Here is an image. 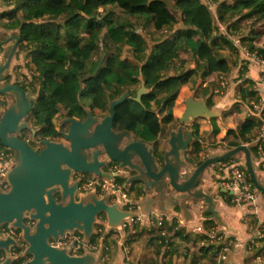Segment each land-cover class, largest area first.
<instances>
[{
	"label": "trees",
	"instance_id": "16d2710c",
	"mask_svg": "<svg viewBox=\"0 0 264 264\" xmlns=\"http://www.w3.org/2000/svg\"><path fill=\"white\" fill-rule=\"evenodd\" d=\"M17 1V9L1 17L5 29L17 33L20 51L26 47L41 80L42 102H33L30 116L36 137L50 141L60 136V112L64 119L84 120L87 111L104 117L111 102L128 92L115 107L113 131L156 143L165 126L174 127L172 108L187 82L185 75H162L157 68L187 53L203 65L204 76L228 74L231 66L221 51L238 49L227 36L235 34L245 17L257 15L264 21V0ZM177 13L181 28L176 36L150 42L149 32L169 33L176 27ZM217 23L228 35L218 31ZM123 46L131 50L129 57L122 55ZM140 77L149 91L136 101ZM192 128L197 139L198 125ZM245 131L244 126L241 133ZM218 132L213 126V133Z\"/></svg>",
	"mask_w": 264,
	"mask_h": 264
},
{
	"label": "water",
	"instance_id": "95a60500",
	"mask_svg": "<svg viewBox=\"0 0 264 264\" xmlns=\"http://www.w3.org/2000/svg\"><path fill=\"white\" fill-rule=\"evenodd\" d=\"M9 41H13V45L0 63V82L9 76L8 68L19 43V39L12 36L6 40L0 39V45ZM140 80L136 101H140V97L149 91L142 77ZM10 92L15 93L11 99L12 105L3 112L0 110V143L15 152L16 165L8 172L10 188L0 192V227L10 224L22 231V237L27 243L24 254L29 257L25 264H96L93 254L70 256L66 249L50 247L48 239H57L67 231H79L88 240L101 213L106 214L107 227L117 229L129 217L144 216L149 212L170 214L164 209L163 204L167 203L171 206L179 205L181 218L190 221L192 216L187 209V202L203 201L207 206L205 211L211 213L222 228L224 224L215 210L216 202H213L212 195L205 194L198 187L212 166L229 161L240 153L244 155L246 169L254 187L264 197V186L256 177L253 155L247 146L210 156L188 174V162L183 155L188 151L192 135L189 132L184 138L183 128L172 132L161 162L148 143L134 139L127 131L114 132L115 107L129 96L128 92L111 102L107 116L94 117L87 111L84 120L65 118L63 124L68 127L61 135L67 144L40 140L42 148L37 150L17 137L19 133L28 130L32 138H35L36 131L24 120L30 114L31 101L36 100V96L13 83L0 85V95ZM196 116L209 118L212 113L202 101L195 102L191 98L186 101V110L179 123H188ZM111 162L132 174L122 184L124 188L140 185L144 193L153 190L156 196L145 199L138 210L130 212L121 210L120 202L108 204V192L102 198H97L93 193L83 194L78 191L79 180L75 176L111 178V174L105 170ZM167 189L183 196L173 199ZM155 204L163 207V210L155 209ZM26 220L34 224L26 225ZM13 245L15 242L11 237L0 235V252H8ZM10 263V256L0 262Z\"/></svg>",
	"mask_w": 264,
	"mask_h": 264
},
{
	"label": "crops",
	"instance_id": "0c3cea01",
	"mask_svg": "<svg viewBox=\"0 0 264 264\" xmlns=\"http://www.w3.org/2000/svg\"><path fill=\"white\" fill-rule=\"evenodd\" d=\"M17 3V0H0L1 39L17 36L15 31H8L5 29L4 25L6 21L1 17L3 14L15 11L17 9ZM176 16L178 23L173 30L169 31V33L166 31L162 33L152 31L154 33L153 37L161 36L162 39L169 35L173 37L174 32L181 28L179 14L177 13ZM236 26L235 33L240 34L241 38L244 39L242 42L243 45L247 46L250 50H256L264 55V21L256 15L241 19ZM217 27L219 26L217 25ZM147 36L150 37L151 35ZM217 37L219 38V36ZM11 45L12 41L8 42L6 45L4 44L2 51L0 50V63L3 57L6 56L7 50ZM221 54L231 66V70L228 74H211L204 76L203 65L198 62L196 58L187 53H179L178 61L170 65L162 63L157 68L162 75H171L175 73L178 75H185L187 76V82L180 89L172 108L173 117L176 120L174 127L171 125L165 126L157 142L149 145L155 157L161 162L162 156H160V153H157L158 151L156 149L164 152L172 132L177 131L179 128H183L184 138H186L190 132L192 135V139L188 145V152L190 151V155L188 152L183 155L187 160L186 162H188V174L193 172L200 163L210 156L222 155L236 147L247 146L253 155L252 164L256 177L259 183L264 186V170H261L256 163L255 149L252 145L253 139L257 134L259 117L253 110L251 104L258 96L253 87L259 78L260 68L258 64L245 59L239 50L233 51L225 49L221 51ZM23 55L24 52L22 51L18 52L16 55L14 54L11 65L8 68L9 76L6 80L0 82V85L6 81L13 84L20 82L17 75L20 69L16 68H23V64H30L28 59L23 58ZM130 55L131 53L126 57ZM188 56L191 57V59H188ZM183 60L185 62L183 63L184 65L181 66ZM31 67L34 69L30 64L29 68ZM25 73L27 72L25 71ZM221 77L226 81V85L222 94H218L216 91L220 89ZM191 98L195 102L202 101L209 112L212 113V116L209 118L196 116L188 123L180 124L179 119L186 110V101ZM0 102V110L3 112L5 110H3V102H7V99L3 95H0ZM38 102L41 101L39 100ZM10 104H12V102ZM164 115L165 114H163V116ZM195 124L198 125L197 139H194L192 131V127ZM213 126L219 129L218 133H213ZM244 126L246 131L245 133H241ZM133 138L136 139L134 136ZM231 160H238L242 167L246 169L245 158L242 160L234 157ZM226 163L227 161L225 164ZM223 164L224 163L215 165L214 167L212 166L198 187L202 188L205 194L212 195L213 202H216L215 210L224 224L222 228L219 226L218 222L213 219L212 214L205 211L207 206L203 201L194 202L189 200L187 202V209L192 216V220L190 221H185L181 218L180 214L182 210L179 205L171 206L166 203L163 204L164 209L168 210L170 213L166 215L173 219L165 223L167 230L172 233L168 249L164 247L162 238L155 229L146 222H137L124 232L130 249L129 259H125L121 245V237L111 233L105 241V245L109 247L108 257L105 261H102L99 252L93 254L96 259V264H264V246L251 250H244L242 248L233 249L228 253L226 260L221 262L218 260V246L216 244L210 243L207 237L191 234L178 227L177 221L179 219L184 220L192 226L201 225L205 229H209L216 225L224 231L230 239L236 238L239 241H245L252 234V228H249L248 224L242 220V217L246 214L255 212L256 215L253 220V227L257 226L264 229L263 195L258 191L259 193L254 207H249L244 204H232L230 192H227L220 186L221 180L226 179L228 176V169H225L226 167L224 168ZM130 191L133 194L131 198L137 210L140 208V203L142 201L145 199H152L156 196L153 190L144 193L140 185L133 186L130 188ZM167 192L173 199L183 196L170 189ZM154 208L163 210V207H160L158 204H155ZM121 210L125 209L121 206ZM153 213L156 214V212H149L150 215H154ZM210 220L214 223L211 224ZM105 225L106 228L110 229L107 227V218ZM118 229L119 228H117V230ZM85 254L92 253H84L80 256H84Z\"/></svg>",
	"mask_w": 264,
	"mask_h": 264
},
{
	"label": "built area",
	"instance_id": "2783aa9c",
	"mask_svg": "<svg viewBox=\"0 0 264 264\" xmlns=\"http://www.w3.org/2000/svg\"><path fill=\"white\" fill-rule=\"evenodd\" d=\"M218 28L220 33L227 34L223 26L219 25ZM227 37L233 42L245 59L253 61L258 64L260 68L259 78L253 87L258 96L251 104L253 110L259 117L258 130L253 139L252 145L255 149L256 163L261 170H264V55L256 50H250L247 46L243 45L239 38L234 37L233 35H228ZM220 82V89L216 91L218 94H222L226 85V81L223 77H221ZM11 159L14 160V155L10 152H5L4 149L0 148V187L2 188V191L0 192H6L10 188L8 182V172L10 167L8 164ZM223 163V167L228 169V176L226 179L221 180L222 182L220 183V186L227 192H230L231 203L254 207L259 192L254 187L247 170L242 167L238 160H229L226 164L225 162ZM105 170L107 173L111 174V178L92 175V179H89L82 184L81 177L75 176V178L79 180L78 191L83 194L93 193L97 198H102L103 195L108 192V204L113 205L120 202L121 206L126 211H136L137 208L135 207L133 200L128 197L127 188H124L122 183L118 182L119 180H124L125 182L129 177L130 172L127 169L120 168L117 163L113 162L109 163ZM153 214L154 215H150L148 213L144 216L137 215L129 217L122 221L118 230L106 228L105 222L101 224V218L98 217L97 223L94 225V230L88 240H85L84 235L79 231H67L57 239L49 238L48 245L52 248L66 249L67 253L74 257H78L84 253L96 254L99 252L102 261H105L108 257L109 251V247L105 245V241L111 233H113V235L121 237L123 253L125 259L128 260L130 257V249L124 232L135 223L143 221L158 232L162 238L164 247L168 249L172 233L167 230L165 223L167 221H172L173 219L164 213ZM255 215L256 213L253 212L242 217V220L248 224L249 228H252V234L245 241H239L236 238L230 239V237L216 225L209 229H205L201 225L192 226L184 220L179 219L177 221L179 226H177L191 234L207 237L210 243L218 246V260L225 261L228 253L233 249L242 248L251 250L253 248L264 246V229L257 226L253 227ZM25 224L32 226L34 223L31 220H26ZM5 230V228L0 227L1 232H5ZM7 234H9L15 242V245L9 250V256L11 257L10 264H25L29 257L24 254L25 249L27 248V243L22 237V231L12 227L11 229H8ZM21 254L25 257L22 261L15 258ZM4 259V256H0V262Z\"/></svg>",
	"mask_w": 264,
	"mask_h": 264
},
{
	"label": "rangeland",
	"instance_id": "374dc122",
	"mask_svg": "<svg viewBox=\"0 0 264 264\" xmlns=\"http://www.w3.org/2000/svg\"><path fill=\"white\" fill-rule=\"evenodd\" d=\"M124 16H127V15H124ZM132 20H134V18H132ZM217 25L219 26L220 24H218L217 23ZM136 27H138L137 26V24H136ZM153 32H149L148 33V35H151L149 38H148V40H150V42H156V41H159V40H161L162 38H161V36H159V37H153ZM233 36L234 37H237V38H239L240 40H241V36H240V34H237V33H235V34H233ZM1 39V38H0ZM7 39V38H6ZM5 38H3V39H1V40H6ZM10 42V41H9ZM8 43V42H7ZM6 43V44H7ZM5 44V45H6ZM151 44V43H150ZM12 45H13V41H12ZM11 45V46H12ZM3 46L4 45H0V50L2 51V48H3ZM17 47H18V45H17ZM11 48V47H10ZM26 49V47H24L23 48V50H22V52H24V55H23V58L24 59H27V55L25 54V52L27 51V50H25ZM121 50H122V55L123 56H127L128 54H130L131 53V50L128 48V47H121ZM16 51L17 52H15V55L18 53V52H20V48L18 47V49L16 48ZM113 51H115L116 52V50L115 49H113ZM103 53V51H98V56H100L101 54ZM0 54H1V52H0ZM188 59H191V57H187ZM26 62V61H25ZM29 62V61H28ZM29 66H30V64H23V68H19V67H17L16 69H20L18 72V79L20 80V82H18V83H16L15 85H20V86H23V89H24V91L25 92H31V89L32 88H35V90H37V92L34 94V93H32V94H34L37 98H36V100H34V101H36V102H38L39 100L42 102V97H41V95H39V91H40V88H41V80L38 78V76L36 75V73H35V71H34V69L31 67V68H29ZM23 70V71H22ZM30 70V71H29ZM25 71L27 72V73H25ZM5 83H11V82H9V81H6ZM32 83V84H31ZM15 96V93H12V92H10V93H8V94H4L3 96L7 99V102H3V110L5 109V110H7L12 104H10L12 101H11V99H12V96ZM17 97V96H16ZM33 100L31 101V105L33 104V102H34ZM4 110V111H5ZM95 117V116H94ZM63 120H64V118H63V115H62V113L60 112L59 114H58V130L60 131V133L61 132H65L66 130H67V125L66 124H63ZM25 122H27L28 124H29V126L31 127V129L32 130H35V131H37L38 129L37 128H35L34 129V127H33V125H32V120H31V116H30V114L25 118V120H24ZM21 136H20V138H24V140L25 141H29V143H30V147H32V149H34V150H37L38 148H42L41 147V144L39 143V139L36 137V135H35V138L33 139L32 138V135H31V131H28V130H24L23 132H21V133H19ZM32 140H31V139ZM32 142H31V141ZM56 142H61V143H64V144H67V142L64 140V138L62 137V135L60 134V136H59V138L56 140ZM2 149H4V151L5 152H10V153H12L13 155H15V152L13 151V150H11V149H8V148H6V147H3ZM158 152L157 153H160V156H162V151L161 150H158V149H156ZM188 152V151H187ZM190 152V151H189ZM189 152H188V154H189ZM190 155V154H189ZM244 159V157H243V155H242V153H240V154H238V155H236L235 156V158H237V159ZM161 159H162V157H161ZM219 164H221V163H218V164H216V165H219ZM9 167H10V169H12V168H14L15 167V161L13 160V159H11L10 161H9ZM215 166V165H214ZM213 166V167H214ZM107 169V168H106ZM80 176V175H79ZM81 177V179H82V184H84L87 180H89V179H92L93 178V176L92 175H82V176H80ZM119 183H122V182H124V180L123 181H121V180H119L118 181ZM0 191H2V188L0 187ZM127 193H128V197L129 198H131L132 196H133V194H132V192L130 191V188H127ZM87 194H89V193H87ZM132 199V198H131ZM106 214L105 213H101V216H100V218H101V224H103V222H105L106 221V216H105ZM13 226L12 225H10V224H4V226H2V228H5L6 230H5V232H1L0 231V235L2 236V237H10V235L9 234H7L8 233V229H11ZM5 235H7V236H5ZM244 250H246V249H244ZM3 251H1L0 252V256H3ZM5 255V254H4ZM6 256V255H5ZM16 259H18V260H20V261H22L25 257L21 254V255H18V256H16L15 257Z\"/></svg>",
	"mask_w": 264,
	"mask_h": 264
},
{
	"label": "flooded vegetation",
	"instance_id": "af4514ba",
	"mask_svg": "<svg viewBox=\"0 0 264 264\" xmlns=\"http://www.w3.org/2000/svg\"><path fill=\"white\" fill-rule=\"evenodd\" d=\"M62 133H63V132H61L60 134H62ZM20 136H21L20 134L17 135V137H18L19 139H24V138H20ZM30 139H31V138H30ZM31 140H32V139H31ZM31 140H30V141H31ZM55 142H56V141H55ZM27 143H28V145H30L29 141H27ZM38 149H41V148H38ZM131 176H132V174L129 175V177H131ZM129 177H128V178H129ZM3 253H4L6 256H9V251H8V252H4V251H3ZM4 254H3V256L6 257Z\"/></svg>",
	"mask_w": 264,
	"mask_h": 264
}]
</instances>
